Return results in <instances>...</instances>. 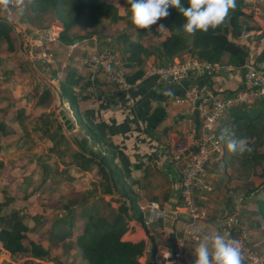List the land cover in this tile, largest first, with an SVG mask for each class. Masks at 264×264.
Segmentation results:
<instances>
[{
    "label": "rangeland",
    "instance_id": "1",
    "mask_svg": "<svg viewBox=\"0 0 264 264\" xmlns=\"http://www.w3.org/2000/svg\"><path fill=\"white\" fill-rule=\"evenodd\" d=\"M50 17L47 12L32 11L30 0H24L21 7L10 6L9 11L0 10V19L7 23V30L12 35L11 42L0 38V120L12 130V134L1 140L0 201L5 197L13 198L11 205L3 210L0 220L11 225L16 219H22L29 229L26 243L37 240L50 250L48 257L33 260L29 254L10 255L0 243V264H84L79 251L70 241L56 243L49 240L55 236L53 227L59 223L69 226L74 206L80 207V214L94 212L108 217V220L116 214L106 201L105 184L99 168L91 162H82L88 169L82 168L79 165L81 161L76 156L77 152L89 153L90 150L85 147L93 139L98 143L99 137L93 134L92 138L74 128L69 130L62 116L72 121L70 113H74L78 123L76 125L84 127L79 112L73 106L68 110L64 106L65 101H59L56 95L54 100L51 92L57 89L59 93L57 87L64 79L61 78L62 74L68 68L73 71L75 67L83 69L82 61L95 49H108L123 58L125 47L111 38L114 41L112 45L104 46L102 42L100 48H91L93 36H98L100 41L105 40L112 28L105 24L99 27L77 25L71 31L63 33L66 38L75 41L73 44L67 45L62 38L56 44L45 43L43 40V45H36V51L31 53L35 55L36 52L47 51L53 55V62L45 65L49 74L43 80L42 63L30 62L27 44L35 41V33L42 34V30L50 24ZM77 43L79 45H74ZM31 66L40 74L35 73ZM45 83L48 84L47 89L43 85ZM41 86L42 90L39 88ZM73 88L77 91L74 79ZM44 91L49 93V97H45L41 104L36 103L40 93ZM228 129L231 131L230 127ZM235 134L237 138H247L251 148L250 152L243 155L231 153L239 158L231 160L227 167L231 177L247 183L243 191L245 195L249 191L255 192L264 180V128L251 136L245 131ZM108 153L107 158L110 160L112 151L109 150ZM75 166L81 167V170L74 168ZM112 169L115 177L119 178L120 173L116 167L112 166ZM252 217H257V220L249 226L238 215L239 224L233 236L248 241L247 247L252 248L255 256L264 264V222L258 216ZM66 226L59 225L60 228L67 229ZM3 227L0 221V230ZM243 255V263L248 264L247 256ZM142 263L145 264V256Z\"/></svg>",
    "mask_w": 264,
    "mask_h": 264
},
{
    "label": "crops",
    "instance_id": "2",
    "mask_svg": "<svg viewBox=\"0 0 264 264\" xmlns=\"http://www.w3.org/2000/svg\"><path fill=\"white\" fill-rule=\"evenodd\" d=\"M106 3L117 9L122 20L119 23L111 24L110 19L101 18L99 25L105 24L112 29L105 40L100 41L98 36H93L91 48L96 46L100 48L102 42L103 45H112L114 41L112 42L111 38L119 41L117 37L122 32H128L131 40L136 39L139 35L140 29H136L130 22V5L127 0H106ZM245 3L247 6L244 12L247 17L243 18L242 22L250 26L251 30L237 43L248 52L246 64H255L264 68V0ZM159 21L151 26L155 27L157 35L147 34L142 40L144 46H150L153 48L152 51L155 50L144 66L145 71L150 63L155 66H163L165 63L162 52L158 49L161 48L170 33L165 27L160 29L162 24ZM189 57L190 54L184 53L181 57L174 58V62ZM228 60L229 56L224 55L219 63V68L205 79L192 73L187 81L175 84L171 81L143 77L136 82L132 92L124 96H118L107 84L93 79L90 71L84 65V60L82 61L83 69L79 70L75 67L77 76L74 78V84L77 85L76 95L79 100L77 109L84 127L76 125L78 123L74 113H70L72 120L70 122L76 131L85 133L92 138L93 134L99 137L98 143L94 139L90 140L89 145L85 147L87 150L95 153L101 151L105 156L109 154V150L115 153V160L111 166H115L119 171L120 176L117 180L119 179L121 182L118 180L120 183L117 190L113 188L112 194H107L106 201L110 207L114 208L116 214L120 205L123 204L128 208L127 214H123L128 227L123 239L133 242L144 241L148 249L154 246L157 255L163 258L169 257L176 242L183 241L185 259L182 264H193V249L198 243V240L192 238L193 236L213 230L223 232V215L236 213L243 218V223H248L249 226L255 222L254 220H257V217H252L250 214L251 204L244 199L243 191L247 183H242V181L231 177L229 171L224 170L223 165L219 163V157H215L207 167V178L212 183L214 190L212 193L200 192L197 197L199 205L207 209L208 218L192 224L187 211L181 206L179 168L172 163L169 156L170 146L181 138L182 121L186 112V107L176 104L175 100L178 97L185 95L193 85L205 82H208L213 94L219 97H226L241 88L244 71L242 68L231 66ZM31 69L35 73L38 72L34 66H31ZM151 92L162 97L163 101L160 105L166 109V119L158 128L149 132L146 117L158 105L149 97ZM51 94L53 99L56 95L61 101L57 89H53ZM202 100H199L198 104ZM36 101L40 104L39 98ZM63 103L69 110V103ZM192 118L200 124L198 111L193 113ZM7 128L11 130L9 125ZM100 139L103 142H99ZM77 169L81 170L80 167ZM152 201L159 202L167 212L166 218L159 225V231L154 229L146 231L144 227L147 208ZM72 209L74 211L71 224L69 226L63 223L55 225L53 227L55 236L50 237L49 240L56 243L70 241L73 247L79 251L81 261L88 264L82 259L75 240H64L58 237L60 231L66 229L65 227L60 228L59 225L68 228L72 225L78 226L81 222L80 207L74 206ZM77 211L78 214H75ZM1 217L3 216L1 215ZM0 221L4 227L7 225L2 219ZM1 254L4 253L1 252Z\"/></svg>",
    "mask_w": 264,
    "mask_h": 264
},
{
    "label": "trees",
    "instance_id": "3",
    "mask_svg": "<svg viewBox=\"0 0 264 264\" xmlns=\"http://www.w3.org/2000/svg\"><path fill=\"white\" fill-rule=\"evenodd\" d=\"M181 4L187 7V0H181ZM30 6L34 12L49 13L50 27L55 22H60L63 26V33L71 31L77 25L98 26L101 18L110 19L111 24L119 23L122 18L118 15L117 9L106 3V0H30ZM246 3L243 0H236V7L229 13L228 19L219 27L209 29L207 32L197 31L194 35H187L182 31V25L186 23L182 15L176 8H169V15L159 21L170 33L162 43L161 50L167 66L174 62V58L181 57L188 53L191 57L198 58L211 64L220 63L224 55L229 56L228 63L234 68H243L248 61V52L237 42L242 38L251 27L242 22L247 17L244 12ZM48 19V20H49ZM48 23V22H47ZM7 23L0 19V38H5L11 42V32H8ZM46 27V28H47ZM177 29H181L179 34ZM62 33L61 37L67 45L73 44L74 40L66 38ZM157 35L155 27L140 30L136 39H129L128 32L118 35V42L125 47L122 59L124 67L129 69L127 81L135 85L137 81L143 79L145 74L144 66L151 55L154 54L152 47L142 44L145 35ZM181 61H184L182 59ZM77 76L76 72L68 68L61 76L64 79L59 83L60 98L77 109L79 100L76 89L73 88V79ZM98 80V79H97ZM56 81H59L57 79ZM133 90V89H132ZM132 92V91H131ZM49 97V93L42 92L39 95L40 104L44 98ZM149 97L158 105L151 114L146 117L147 129L149 132L158 128L166 119V109L160 105L163 101L160 95L151 92ZM78 110V109H77ZM226 122L218 130L221 133L230 127L235 133L247 132L251 136L253 133L264 128V99L256 101L249 106H240L229 111ZM74 128V127H73ZM12 134V130L7 128V124L0 120V151L2 150L1 140L3 137ZM99 142H103L101 139ZM224 151L219 157V163L228 170L231 160L239 158L228 152L226 142L222 140ZM84 151V150H82ZM101 151L84 153L77 152L76 156L79 165L88 169L82 162L94 163L98 168L105 184L104 193L112 194V189L117 190L119 181L115 177L111 163L115 160V153L112 152L110 160L108 155H102ZM108 160L110 162H108ZM80 167V168H81ZM229 171V170H228ZM27 198V197H26ZM244 199L253 204L250 209L252 216H258L264 222V180L258 189L249 191L244 195ZM13 201V198L5 197L0 201V217L4 208ZM128 208L120 205L119 211L110 220L104 215L89 212L86 215L81 213L79 225H72L67 229H62L59 238L75 240L81 257L88 264H143L141 259L147 251L144 241L133 242L124 240V234L128 227L123 214H127ZM128 217V215H127ZM28 227L22 219H16L11 225H6L0 230V243L5 251L12 256L29 254L33 259L42 260L49 256L50 251L45 249L40 242L28 240ZM155 252V247L152 249Z\"/></svg>",
    "mask_w": 264,
    "mask_h": 264
},
{
    "label": "built area",
    "instance_id": "4",
    "mask_svg": "<svg viewBox=\"0 0 264 264\" xmlns=\"http://www.w3.org/2000/svg\"><path fill=\"white\" fill-rule=\"evenodd\" d=\"M243 1L255 2V0ZM63 30L62 24L55 22L42 30V34L35 33V41L27 44V48L30 50V62L42 63L44 72L41 78L43 80L49 74V69L45 65L53 62V55L47 51L36 52L33 55L36 45L42 46L43 40L45 43H58ZM84 65L92 77H96L93 79L107 84L118 96L129 94L134 87L127 81L128 69L124 67L122 59L111 50L95 49L85 57ZM218 68L219 63L211 64L190 56L184 61L178 60L167 66L150 64L145 71L144 78H155L159 81H171L179 84L187 81L192 73L204 79L208 78ZM242 69L244 72L241 88L226 97L213 94L210 85L205 82L193 85L185 95L175 100L177 105L186 107V112L182 121L181 138L170 146L169 156L172 163L179 168L181 206L187 211L192 224L208 218L207 209L199 205L197 197L200 192L212 193L214 190L212 183L207 178V167L215 157H220L224 150L222 140L216 134L222 126V121L226 119L229 111L233 108L249 106L264 99V68L255 64H246ZM43 85L47 89L48 84ZM42 86L39 87L40 90H42ZM45 89L43 88V90ZM199 100L202 101L198 104ZM195 111L199 113L200 124L192 118ZM166 215L164 207L159 202L152 201L147 208L144 221L146 231L152 229L159 231V225ZM222 220V233H227L230 238L240 241L248 264H262L257 255L255 256L254 250L247 247L248 241L233 236L239 224L238 214H225ZM192 238L197 240L196 236ZM149 249L147 248V250ZM151 249H153L152 246ZM153 253V264H182L185 259V244L183 241L176 242L169 257H159L156 249Z\"/></svg>",
    "mask_w": 264,
    "mask_h": 264
},
{
    "label": "clouds",
    "instance_id": "5",
    "mask_svg": "<svg viewBox=\"0 0 264 264\" xmlns=\"http://www.w3.org/2000/svg\"><path fill=\"white\" fill-rule=\"evenodd\" d=\"M23 3L24 0H0V10L9 11L10 6L21 7ZM127 3L130 5V22L136 29H149L170 14L169 8H176L186 21L182 31L190 36L197 31L207 32L219 27L236 7V0H187V7L182 6L181 0H127ZM180 31L177 29L178 34ZM220 139L226 142V148L232 154L243 155L251 151L249 140L237 138L234 130L224 129ZM196 238L193 264H243L240 241L230 238L227 233L213 230L198 234Z\"/></svg>",
    "mask_w": 264,
    "mask_h": 264
},
{
    "label": "water",
    "instance_id": "6",
    "mask_svg": "<svg viewBox=\"0 0 264 264\" xmlns=\"http://www.w3.org/2000/svg\"><path fill=\"white\" fill-rule=\"evenodd\" d=\"M62 119L64 121V124L67 126L69 130L73 128L72 123L70 122L69 119L66 118V116H62ZM153 256H154L153 250L152 249L147 250L145 253V264H153Z\"/></svg>",
    "mask_w": 264,
    "mask_h": 264
}]
</instances>
